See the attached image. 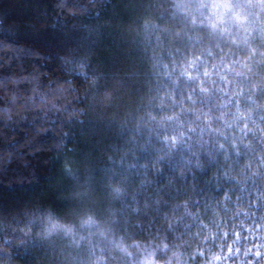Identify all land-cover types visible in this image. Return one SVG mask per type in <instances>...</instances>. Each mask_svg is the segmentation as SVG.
Here are the masks:
<instances>
[{
  "label": "clouds",
  "instance_id": "9594fccd",
  "mask_svg": "<svg viewBox=\"0 0 264 264\" xmlns=\"http://www.w3.org/2000/svg\"><path fill=\"white\" fill-rule=\"evenodd\" d=\"M8 176L0 264H264V0L0 13Z\"/></svg>",
  "mask_w": 264,
  "mask_h": 264
},
{
  "label": "trees",
  "instance_id": "16d2710c",
  "mask_svg": "<svg viewBox=\"0 0 264 264\" xmlns=\"http://www.w3.org/2000/svg\"><path fill=\"white\" fill-rule=\"evenodd\" d=\"M38 6V0H0V13H10L15 16L17 19H24L33 8ZM49 154L41 153L36 161L38 165L36 167V176H38V180L36 183H32L31 187L36 188L39 184L46 182L47 179L51 178V169L48 165L44 163V161L48 158ZM16 179H20L19 177H0V190L4 193L8 194H22V189L25 185L15 183ZM25 181H32L35 179V176L32 177H23ZM5 181H13L11 188H6L4 186Z\"/></svg>",
  "mask_w": 264,
  "mask_h": 264
}]
</instances>
